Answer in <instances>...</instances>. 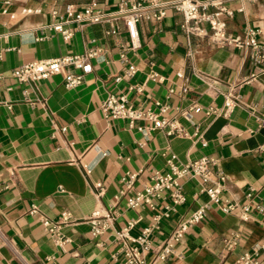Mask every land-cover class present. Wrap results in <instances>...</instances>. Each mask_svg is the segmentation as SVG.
I'll return each mask as SVG.
<instances>
[{"label":"crops","instance_id":"0c3cea01","mask_svg":"<svg viewBox=\"0 0 264 264\" xmlns=\"http://www.w3.org/2000/svg\"><path fill=\"white\" fill-rule=\"evenodd\" d=\"M90 1L15 0L6 13L0 4V264H119L116 232L133 221L130 234L141 233L170 203L164 193L152 212L129 209L125 199L149 183L155 171H166L170 155L179 163L203 156L219 159L225 175L220 197L239 208L248 206L249 217L243 221L236 212L225 213L221 204L210 203L205 217L174 244L173 253L157 259L179 222L208 202L200 179L183 181L185 200L149 233L148 264H231L253 247L258 264H264V216L255 208L264 206V76L247 82L256 69L243 49L185 34L182 15L169 7L160 21L137 23L136 47L126 51L137 71L114 85L112 79L123 75L127 65L119 57L120 44H129L121 20L81 27L72 23L76 29L70 39L48 28L52 10L63 15L66 4L80 10ZM96 1L105 13L117 3ZM227 6L235 10L238 2ZM22 9L39 12L23 14ZM227 23L231 35L247 26L258 30L257 39L264 44V0L245 3L243 13L235 11ZM112 27L114 35L108 33ZM91 46L101 54L90 61L92 71L76 88L65 87V70L40 82L20 83L11 76L24 63L82 54ZM151 72L162 79L148 78ZM130 84L143 85L142 92L129 91ZM110 93L125 95L135 108L166 104L164 116L186 135L140 132L126 120L106 117L100 105ZM228 94L235 106L225 115ZM209 108L219 114L207 115ZM185 111L188 117L182 115ZM127 173L136 174L130 190L121 181ZM98 183L103 193L97 197ZM120 190L124 193L116 199ZM112 206L118 213L112 227L93 238L87 217L96 208ZM63 211L70 213L71 223L62 228L64 242L57 245L40 217L56 221ZM232 236L236 245L228 250L224 240Z\"/></svg>","mask_w":264,"mask_h":264},{"label":"built area","instance_id":"2783aa9c","mask_svg":"<svg viewBox=\"0 0 264 264\" xmlns=\"http://www.w3.org/2000/svg\"><path fill=\"white\" fill-rule=\"evenodd\" d=\"M14 1L0 0V4L4 7L2 13H6V8ZM229 1L238 2L235 10L227 6ZM255 1L257 0H175L170 2L164 0H117L115 10L105 13L98 7L96 0H91L80 10L76 9L73 4H66L63 15L55 9L52 10L51 17L53 21L48 25V28L60 33L64 39H70L76 29L70 26L72 23H77L78 27H81L85 23L97 24L121 20L125 26L129 44L125 43L119 46L120 60L126 62L127 65L123 75H117L112 79L113 84L117 85L124 77H132L137 71V68L128 63L126 58L127 49L136 47L135 42L138 39L137 23L139 21H160L166 15V10L171 7L182 15L183 21L180 29L185 34L196 38L207 37L214 45L219 47L233 46L243 49L248 61L256 69L247 80V82H250L259 75L264 76V44L257 39L259 31L249 26L245 27L240 34L231 35L227 30V21L233 17L235 11L243 13L245 3ZM21 12L29 14L39 12V10L22 9ZM10 16L13 17V15ZM108 33L116 34V27H112ZM91 42H94V40L92 39ZM100 54L101 49L99 47L91 46L82 54L33 60L12 70L11 76L20 83L40 82L65 70V87L76 88L83 82L85 76L92 71L90 61ZM148 78L162 79L156 72H151ZM0 79H2L1 74ZM127 88L129 91L141 93L143 85L130 84ZM169 92H172V90ZM234 106V99L228 94L224 100V114L230 113ZM167 108L166 104L160 102H155L153 108H135L129 103L125 95L116 96L113 93L108 94L100 105V109L106 117L126 120L128 127L136 128L140 132L165 130L167 135L185 136L186 133L176 124L175 120L164 116ZM206 114H219V111L215 108H209ZM182 115L188 117L189 113L185 111ZM140 122L148 123L149 126L139 125ZM59 130L64 132L65 127H61ZM195 135L201 145L205 146L206 142L202 136L199 133H195ZM166 165V171H155L151 175L149 183L132 192L125 199V205L129 209L146 207L152 212L156 211L164 200V193H168L170 203L166 202L162 205L163 210L154 214L151 227L143 229L141 233L137 235L130 234V228L134 225L133 221L128 222L125 227L116 232V241L119 243L122 252V259L119 264H148L147 253L151 248L149 233L153 228L158 227L157 224L161 218H169L170 213L174 211V207L185 200L182 193L183 181L200 179L204 185L201 191L208 197V202L179 222L170 240L157 254V259L166 260L173 253L174 244L183 239L191 226L205 217L210 203L221 204L225 213L236 212L243 221H246L249 217L248 206L239 208L235 202L223 200L220 197L225 175L220 167L219 159L203 156L186 163H179L174 155H170L166 159ZM135 176L134 173H127L121 178L126 190L132 189ZM94 192L97 197L103 193L101 184L96 185ZM123 193V190H120L116 195V199L120 198ZM250 195L251 192L246 194L247 197H250ZM255 208L258 213L264 216V206L256 205ZM35 212V209L31 210V213ZM117 214L116 206L94 209L86 219L90 228V235L96 238L111 228ZM40 222L44 231L53 237L57 245L63 244L64 239H62L61 231L63 227L71 223L69 212H61L56 221L40 217ZM224 243L228 250L233 249L236 245V236L225 239ZM257 253V247H253L251 251L240 254L231 264H258L256 260Z\"/></svg>","mask_w":264,"mask_h":264}]
</instances>
